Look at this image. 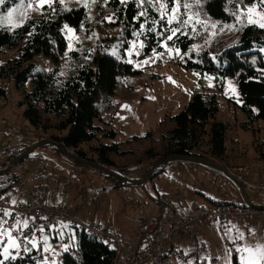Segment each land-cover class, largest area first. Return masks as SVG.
Returning a JSON list of instances; mask_svg holds the SVG:
<instances>
[{"label": "trees", "instance_id": "obj_1", "mask_svg": "<svg viewBox=\"0 0 264 264\" xmlns=\"http://www.w3.org/2000/svg\"><path fill=\"white\" fill-rule=\"evenodd\" d=\"M13 2L16 3V0L10 4L0 5V10L11 6ZM247 3L251 5L252 0H247ZM106 7L112 10V15L115 16L117 6L109 0ZM204 7L206 13L210 14L209 19L224 25L230 23L231 17L226 14L225 9L228 12L234 10L231 0H208ZM84 14L85 10L81 7L79 11L65 13L61 19L72 26H78ZM132 16V6L129 4L127 20L131 21ZM33 22L37 27L32 29L34 34L30 36L27 35L30 31L28 25ZM113 24L121 26L122 31L126 28L125 23L119 19ZM59 26L60 20L49 23L40 15L28 19L19 29L0 31V54L5 49H18V55L1 66L0 79L13 82L16 89L22 92L23 100L20 105L26 106L23 115L31 127L43 129L45 132L54 129L60 134L21 144L31 149L43 141L54 140L77 158L107 167L118 174V171L113 169L117 168L114 157L134 156L135 153L123 150L121 144L117 142H103L104 139L114 141L117 133L106 127L109 124L102 118L103 114L98 103L102 97L109 101L110 97L115 95L119 83L122 84L129 77L141 74V71L136 70L131 64L121 62V56L113 58L109 53L112 48L111 43H101L92 53L91 60L84 58L87 49L71 52L70 57L76 65L66 77L61 75L62 71L58 65L65 58L66 48L65 41L58 33ZM126 35L130 37L131 34ZM236 37L232 42L220 41L222 45L220 42L213 43V46L205 49L201 56L186 62L177 60V63L188 71L199 72L202 76L207 74L220 77L216 80L220 86L224 84L226 78H235L240 92V108L246 116L242 127L250 130L255 123L264 122V77H260L249 62L256 60L255 67L264 68V62L260 60L263 54L256 51L264 45V30L241 26ZM50 41H55L57 47H54ZM198 41L200 40L197 39L195 43ZM193 43L194 41L188 37H182L180 47L185 50ZM123 47L126 48L128 45L125 44ZM148 51L147 48L144 50L145 53ZM212 56H217L218 59L213 60ZM42 57L52 60L55 66L40 72L37 59ZM201 59L202 63L195 62ZM155 78L157 76H154ZM29 82H32L31 91L26 89ZM0 96L7 97L2 88ZM219 109L216 93L204 91L195 93L188 105L180 113L171 117L172 128L162 135L161 140H164L162 150L159 151L151 146L144 151L139 162L150 160L151 164H154L171 157H194L209 161L224 159L227 152L225 143L228 126L217 120ZM145 138L152 142L156 140L153 132H149ZM204 138L208 139L207 150L201 146ZM256 147L259 160L264 161V141H258ZM34 153L46 158L36 151ZM1 166L0 164V170ZM164 166L157 168L153 178L165 172ZM94 171L108 178L113 183L114 189L125 186L111 176ZM12 175L13 173L0 175V178ZM9 179L4 181L5 192L10 189ZM39 181V184L45 183L43 178H39ZM135 181H141V179ZM60 237L62 243H71L67 241L66 234ZM53 241L57 242V240ZM73 248L71 254H63L61 264H113L115 251L84 229L78 228ZM233 264H236V258Z\"/></svg>", "mask_w": 264, "mask_h": 264}, {"label": "rangeland", "instance_id": "obj_2", "mask_svg": "<svg viewBox=\"0 0 264 264\" xmlns=\"http://www.w3.org/2000/svg\"><path fill=\"white\" fill-rule=\"evenodd\" d=\"M17 2L18 0H16ZM108 2L109 0H105L106 6ZM16 3L13 2L11 6H16ZM26 5L27 0H25L24 10L29 19L41 15L39 11L34 10L38 7L35 0H33V9H28ZM70 7L74 8L77 5L73 3ZM6 9L0 10V12H6ZM109 14H112V10L105 7V10L102 12L100 0H97V3L92 8L91 15L93 19L91 22H86V28L90 26L94 29L99 39L93 38L90 41H85L78 52H81L83 49L96 48L101 43L112 44V48L109 51L110 54L116 49V38L121 35L122 27L107 22L103 25L97 23V21L103 20ZM229 26L230 23L225 24V29ZM237 32L225 31L223 35L218 36L216 39L219 42H232L237 38ZM85 34L80 33L82 36ZM104 37H110V39H104ZM196 43L199 44L200 41ZM261 53L264 56V52ZM70 54L65 55V58L58 65L65 77L76 65ZM17 55L18 49H5L0 54V68L6 61ZM116 57L119 58L120 55L118 54ZM140 59H143V57ZM37 65L40 72L47 71L55 66L52 60L44 57L37 59ZM134 68L140 70L141 74L129 77L122 84L119 83L115 95L110 97L109 101L102 97L98 103L100 111L103 114L102 118L109 124L106 127L113 129L117 133L114 141L104 139L103 142H117L121 144L123 150L135 153L134 156L114 157L117 168L113 169L118 171V174L120 173L121 176L132 180H143L152 164L150 160L139 162V158L151 146H154L159 151L162 150L164 146L162 143L164 140H161L162 135L172 128L171 117L180 113L188 105L195 93L203 91L218 95L220 109L217 114V120L228 126L225 143L228 155L232 156L233 153L240 151L245 153L244 158L251 156H257L258 158L256 143L264 141V122L259 121L255 123L250 130L242 127V123L246 121V116L240 108V92L235 78H226L224 84L220 86L216 80L203 79L202 75H196L194 72L186 70L177 63V60L169 59L167 56L162 62L157 61L151 66ZM154 76H157V78L154 79ZM228 80L232 81L231 85L227 83ZM209 84L214 86L209 87ZM233 87L236 88V93L232 91ZM1 88L5 90L7 97L4 100H0V104H2L0 119L5 118L8 121L7 135L12 143L34 142L51 138L52 135H60L54 129L47 130V132L41 129L40 133L34 132L33 136H30L27 131L31 126L23 115L26 106L20 105L23 100L22 92L16 89L13 82L0 79ZM26 89L31 91L32 82L27 84ZM237 99H239L240 103H237ZM149 132H153L156 139L154 142L145 138ZM207 140V138H204L201 143L202 148L205 150L208 148ZM36 153L43 154L51 162L55 163L59 171L58 181L55 182L48 194L49 203L58 204L64 201L63 199L66 196L71 206L70 214L72 218L76 219L77 223L84 225L101 223L113 228L116 219H125L133 227L142 217L151 218L158 216V199L159 196L165 195L174 199L175 211L181 213L187 205L194 204V200L199 198L195 190L200 187L199 184H195L197 176H200V180L203 183L205 182V184L215 182L216 180V175L208 173L207 169L202 166L187 162H175L166 164L164 166L165 172L163 171L149 180L144 187L125 185L114 189L113 183L108 178L91 168H87L61 155L50 146L42 147L36 150ZM16 158L11 161V164ZM234 162L230 161L229 164L231 166L226 167V169L233 167L232 164L240 163L241 159L237 158L236 162ZM260 162L264 161L260 160ZM242 163H247V161H243ZM4 167L8 168L9 166L2 164L0 171L7 169H4ZM13 167L9 173L14 174ZM10 177L0 178V183L5 184L6 179ZM200 180L198 179V182ZM224 189L226 188L224 187ZM248 190L252 194V189L249 188ZM9 192L15 194L11 189H9ZM256 192L257 195H252L258 200L261 198V194L259 191ZM97 194H100L99 201L97 203L91 202L90 205L92 203L96 204L89 205V209H87L89 206L84 208L83 199L92 198ZM204 201L206 205L210 204L207 200ZM63 223L60 222L61 226ZM220 240L216 249L218 255L226 259L228 258V248L225 247L223 240ZM59 243H62L61 237L59 241L55 242L54 247ZM194 252L195 249L191 250L190 253L193 254ZM63 254L61 252L57 256L59 261H61ZM207 257L209 258L208 264H216V261L212 260L210 256ZM180 260V257H176L174 259L175 264H178ZM219 264H224V262Z\"/></svg>", "mask_w": 264, "mask_h": 264}, {"label": "snow or ice", "instance_id": "obj_3", "mask_svg": "<svg viewBox=\"0 0 264 264\" xmlns=\"http://www.w3.org/2000/svg\"><path fill=\"white\" fill-rule=\"evenodd\" d=\"M110 2L117 6V13L115 16L109 14L97 23L101 25L105 22L116 23L118 19L125 23L126 28L116 38V49L111 55L115 58L119 54L122 57L121 62L136 68L151 66L157 61L162 62L166 56L181 62L192 60L194 57L201 56L205 49H210L213 43H218L216 38L223 35L225 31H239L240 26L264 30V0H252L251 5L247 3V0H231L234 10L228 12L225 9L226 14L231 17L230 26L227 29L224 24H217L209 19L210 14L206 13L204 7L208 0H110ZM10 3L11 0H0V5ZM35 3L38 7L34 10L39 11L47 22L53 23L60 20L58 33L65 41V55L78 51L85 41L99 39L94 29L90 26L86 28V22H91L93 19L92 8L97 0H35ZM73 3L77 5L76 8L70 7ZM100 4L103 12L106 7L105 0H100ZM129 4L133 11L131 21L127 20ZM26 7L33 9V0H27ZM81 7L85 10V14L78 26H72L61 19L65 13L79 11ZM24 9L25 0H18L16 6H9L6 12H0V31L5 29L12 31L24 26V21L29 19ZM28 27L30 31L27 35L31 36L34 34L32 29L37 25L33 22ZM80 33L86 34L82 36ZM127 33L131 34L130 37L126 35ZM182 37H188L194 43L182 50L180 47ZM104 39H110V37H104ZM197 39L200 40L199 44L195 43ZM50 43L57 47L55 41ZM125 44L128 47H123ZM146 48L149 49L147 53L144 52ZM95 51V48L87 49L84 58L91 60L92 53ZM256 51L264 52V45ZM141 57L144 58L140 59ZM211 58L218 59L217 56ZM260 60L264 62V56L260 57ZM195 62L202 63V59ZM249 62L253 65V70L260 77H264V68L255 67L256 60ZM194 74L200 75L199 72ZM202 78L220 79L218 76L207 74ZM227 83L231 85L232 81L228 80ZM232 91L237 92L235 87ZM237 103H240L239 99ZM5 187V184L0 183V264H61L57 256L61 252L71 254L74 250L75 234L79 225H72L69 222H64L62 226L60 222L55 225L38 224L37 217L22 215L15 210L18 204L27 202L18 201L11 192L4 191ZM39 219L46 221L47 217ZM225 228L228 234V264H232L231 258L234 254L236 264H264V243L255 245L247 243L245 233L238 226L233 229L230 221L225 224ZM65 234L67 241L71 243L64 242L55 247L52 246L50 239L59 241V237ZM102 242L109 245L108 241ZM177 251L183 256L178 264H208L209 262L207 256L201 257L199 253L196 258H193L190 252L182 248ZM221 258L222 256H217L214 259L219 261Z\"/></svg>", "mask_w": 264, "mask_h": 264}, {"label": "built area", "instance_id": "obj_4", "mask_svg": "<svg viewBox=\"0 0 264 264\" xmlns=\"http://www.w3.org/2000/svg\"><path fill=\"white\" fill-rule=\"evenodd\" d=\"M0 100H4V97L0 96ZM7 128L8 121L1 118L0 164L10 166L14 158L30 150V147L12 143L7 137ZM41 131V129L30 127L27 133L33 136L34 132L40 133ZM227 169L240 182H245L250 173V169L246 167ZM13 172L15 175L13 174L9 179L10 189L15 192L17 197L21 198L18 201L27 202L18 204L16 211L22 215L37 217L38 224L55 225L57 222H69L72 225H79V228L84 229L100 241L109 242L110 247L115 251L113 264H175L174 259L177 256L181 260L183 259L181 253L177 251L182 243L194 245L193 258H196L197 253L204 257L207 254V246L202 235V224L214 222L225 224L229 221L231 223L264 222V209H254L246 204L224 203L217 207L199 206L180 219H173L170 216L164 219L143 218L139 221L132 236L123 239L101 223L86 225L77 223L70 214L71 206L67 197L58 204L49 203L50 186L56 182L58 173V168L53 162L33 152L23 162L14 166ZM39 178H43L45 183L39 184ZM258 187L261 194L264 195V185L261 183ZM99 199L100 194L94 195L92 198H85L83 207L87 208L91 202H97ZM159 199L164 207H173L168 196H161ZM40 217H47V220L41 221ZM221 234L225 236V231L221 230ZM50 243L52 246L55 244L51 239Z\"/></svg>", "mask_w": 264, "mask_h": 264}, {"label": "crops", "instance_id": "obj_5", "mask_svg": "<svg viewBox=\"0 0 264 264\" xmlns=\"http://www.w3.org/2000/svg\"><path fill=\"white\" fill-rule=\"evenodd\" d=\"M7 137H8V135H7ZM0 141H2V139H0ZM244 156H245V153L240 152V151L233 153L232 156L228 155V153L226 152L225 159H216V160H212V162H215V163L226 168L228 166H231L229 164L230 161L236 162L237 158H240L241 162L240 163L234 162L235 164H232V166L233 167H246V168L250 169V173H249L247 180L245 182H241L244 184V186L246 188L248 198L253 204H255L257 206H264V195L261 194L259 187H258L259 184H261V183L264 185V182H263V179H264L263 178L264 162H260V160H259V158H257V156H251L248 158H246V157L244 158ZM243 161H247V163H242ZM205 169H207L206 171L208 173H213L214 175H216V180H215V182L205 184V182L203 183L200 180V176L196 177L195 184H199L200 187L195 189L196 194H197V196H199V198L194 200V204L187 205V207L184 208L181 213H177L175 211L174 199H172L168 196L170 198L172 204H173L172 208L164 207L162 205V203L160 202V199H158L159 214H158V216L151 217V218L164 219L167 216H170L173 219H180L199 206L217 207L218 205L224 204V203L238 204V205L244 204L242 196L240 195L238 190L235 188V186L231 182H229L221 174H219L213 170H210L208 168H205ZM58 177H59V175H58ZM211 177H213V176H211ZM198 179L200 180V182H198ZM57 181H58V178H57ZM224 187L226 189H224ZM249 188L252 189L251 192L253 195H257L256 191H259V193L261 194L260 195L261 198L256 200V198L253 197V195L249 192V190H248ZM7 192H9V191H7ZM13 195L17 198V200H19V198L16 196V194H13ZM165 196H167V195H165ZM65 197H64V199H65ZM160 197L161 196H159V198ZM204 200H207L210 204L206 205L204 203L205 202ZM96 203H92V204H96ZM90 206L87 209H89ZM143 218H147V217L140 218L136 222V224H134L133 227L130 224H128V222L125 219H116L115 224L113 225V228L110 227L109 225H106V226H108L112 231H114L120 238L124 239V238H128L129 236H131L133 234V232L136 229L139 221ZM225 224L222 222H214L211 224H202L201 225L203 239H204L206 246H207V256H210V258L212 260L216 261V264H219L222 262H224V264H228V261H229V257L226 259H223V257H222L219 261L214 259L215 257L220 256V255H218V252L216 249L218 242L221 241L220 239L223 240V242L225 243V247L228 248L227 247V235L228 234L226 232ZM237 226L245 233V241L247 243L253 244V245L259 244V243H264V222L263 221H258L255 223H237V222L232 223L233 229L237 228ZM221 230L225 231V236H222ZM252 230H254V232ZM181 248L184 251L189 250V252H191V250H193L195 247H194V245L182 243L180 245V249ZM177 257H179V256H177ZM234 258H236L235 254L232 257V264H233Z\"/></svg>", "mask_w": 264, "mask_h": 264}, {"label": "water", "instance_id": "obj_6", "mask_svg": "<svg viewBox=\"0 0 264 264\" xmlns=\"http://www.w3.org/2000/svg\"><path fill=\"white\" fill-rule=\"evenodd\" d=\"M45 146H52V147L56 148L63 155L70 158L71 160H73V161H75V162H77V163H79V164H81L87 168H91L93 170L100 171V172H102L108 176H111L114 179L122 182V184H124L126 186L128 185V186H133V187H144L145 184L153 178V175H154L155 171L157 170V168L162 166V165H166L168 163H175V162H187V163L199 165V166L208 168L210 170H213V171L221 174L229 182H231L235 186V188L238 190L240 195L242 196L244 204H246L247 206L254 208V209H264V206H257L249 200L244 184L241 183L240 181H238L234 176H232L228 172V169H226L225 167H223V166H221L215 162H212L209 160H204V159H199V158H194V157H171V158H167V159L155 162L149 168V170L147 171V174L143 180L135 181V180L129 179L127 177H123L120 174L113 172L112 170H110L107 167L99 166V165H96L94 163L88 162L86 160H81V159L77 158L73 153L64 150L58 142H56L54 140H46V141H43L40 144L34 146L33 148L26 151L24 154H22L18 158H16L12 162L11 166H9L4 171H0V175L8 174L14 165L23 161L29 154H31V153L35 152L36 150H38L42 147H45Z\"/></svg>", "mask_w": 264, "mask_h": 264}]
</instances>
